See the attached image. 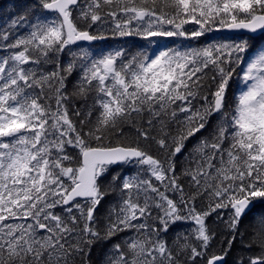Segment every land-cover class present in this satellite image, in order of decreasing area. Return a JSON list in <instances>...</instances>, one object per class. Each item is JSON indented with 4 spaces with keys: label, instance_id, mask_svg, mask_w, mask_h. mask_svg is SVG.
<instances>
[{
    "label": "snow or ice",
    "instance_id": "snow-or-ice-1",
    "mask_svg": "<svg viewBox=\"0 0 264 264\" xmlns=\"http://www.w3.org/2000/svg\"><path fill=\"white\" fill-rule=\"evenodd\" d=\"M78 3L79 0H43L42 8L55 15L38 19L27 36L17 37L7 45L20 50L0 58V264H69V257L84 251L80 242L72 244L68 240L78 226L73 209L79 210L84 221L80 229L82 242L90 244L100 239L90 225L95 206L103 197L99 182L114 164L147 166L142 170L159 181L165 191L154 186L151 178L123 179L125 198L120 214L107 226L106 235L135 228L143 238L130 240L123 251L117 245L118 255L110 264H178L176 255L185 251L192 260L203 256L210 240L204 217L216 208L230 206L234 210V227L252 199H264V49H258L248 62L242 76L245 88L238 94L230 116L223 111L225 94L235 67L243 59L246 42L209 44L186 51L163 50L152 57L140 53L128 59L122 49L99 57L85 52L82 85L77 94L92 93L93 107H98L99 113L91 122L89 110L78 128L65 105L63 77L59 72L37 76L33 67L77 41L103 38L77 27L73 10ZM105 7L114 20L120 17L114 26L120 36L200 37L213 27L253 33L264 30V0H90L78 18L90 27L101 21L100 12ZM189 22L199 25V29H184ZM0 39L7 40V36ZM71 70L70 64L66 71ZM205 70L215 73L211 77L215 83L212 100L204 96L205 106L193 109L191 100L207 75ZM176 109L188 115L179 138H173L169 157L181 151L182 139L204 128L211 114L221 113L226 123L218 127L211 142L202 144L199 151H208L188 173L197 192L203 188L216 201L214 206L209 205V211L201 214L193 207L183 217L198 225L196 239L201 241V250L185 242L174 255L166 242L158 236L154 238L157 229L146 223L151 207L163 212L159 217L161 230H167L169 221L182 219L177 204L166 195L169 190L183 192L176 183L171 160L165 167L138 144L113 142L110 135L120 131L134 115L147 113L151 127L152 118L175 117ZM140 136L149 138L144 131ZM156 143L161 149L169 148L166 138ZM68 147L78 150L75 156L68 153ZM78 198L88 205L86 210ZM180 202L187 206L183 195ZM57 207H63L67 219L52 211ZM141 217L145 222L132 224ZM258 229L256 235L264 251V218ZM221 259L212 256L207 264ZM250 264H264V256L252 259Z\"/></svg>",
    "mask_w": 264,
    "mask_h": 264
},
{
    "label": "trees",
    "instance_id": "trees-1",
    "mask_svg": "<svg viewBox=\"0 0 264 264\" xmlns=\"http://www.w3.org/2000/svg\"><path fill=\"white\" fill-rule=\"evenodd\" d=\"M90 0H81L80 5L73 10V20L77 27L81 30L90 31L92 35L103 36L107 39V44L90 46H77L69 50L56 53L51 56L47 62H42L39 65H34L37 76L41 73L48 74L51 72H59L63 77L62 91L66 95L67 100L65 105L68 108L69 118L80 127V121L85 117V114L91 110L89 120L94 122L99 108L93 107L92 93H87L84 96L78 95V90L82 85L81 77L83 74V64L86 58L83 53H87L90 57H99L102 53L106 54L115 50L122 49L124 58L128 59L140 53H146L149 57L161 51L162 47L165 50L186 51L189 49H199L208 46L209 44H239L246 42L247 47L242 61L235 67L232 77L229 80L228 88L225 94V107L223 111L227 115L232 114L235 108L238 94L244 89L245 84L242 76L244 68L249 61L251 54L258 49L264 48V36L258 38L249 37H230L222 34V28L213 27L211 31H206L200 37L189 36H174V37H156L145 39L140 35L120 36L115 33V22L120 20L118 16L115 20L108 15V8L105 7L101 12V21L88 26V23L78 18V13L81 9L86 10ZM43 0H0V37L7 36V40L0 39V58L9 56L14 51L20 49H11L7 45L14 42L17 37H25L32 30V25L39 19L51 17L44 13L42 8ZM165 27H171L166 25ZM184 29L191 32L198 30L199 25L194 22L185 24ZM160 49V50H159ZM159 50V51H157ZM72 65L70 72L66 71L69 65ZM27 67V65L25 66ZM207 75L204 76L201 86L197 89L198 94L191 100L193 109H202L205 106L204 96H207L208 101L212 100V92L215 90V83L211 79L214 72L205 70ZM195 87V85H193ZM179 104V101H177ZM175 108V105L172 106ZM171 111V109L169 110ZM79 112V115L76 113ZM187 113L180 112L176 109V116L161 115L159 118H152L151 127L147 121L150 118L147 113L141 117H134L124 123L121 130L110 135V140L116 142L120 140L123 143H131L133 146L138 144L141 149L148 152L154 158L161 160L165 167L168 166L169 159L174 166L176 183L180 185L183 192L167 191L166 195L172 199L180 209L182 219L169 221L167 230H161L162 224L159 219L163 215L161 209L151 207V216L146 219V223L150 228H156L157 233L153 234L154 238L166 242L167 246L174 250V255L177 254L180 245L187 242L195 246L197 251L201 250V241L196 239V229L198 225L194 220L183 217L188 216L190 208L195 209L197 213L209 211V205L215 204V199L210 197L209 191L203 188L197 192V185L192 182L191 176L188 174L197 167V162L201 160L202 155L207 153V149L202 153L199 151L202 144L211 142L218 127L222 123H226L221 117V113H213L207 118L204 128L196 132L194 135L187 136L182 139L181 151L174 156L169 157V152L173 146V138H179L180 132L185 127V117ZM162 121V123H161ZM87 131V126H85ZM148 133V139L145 140L140 136V132ZM125 139H121V137ZM166 138L169 145L167 150L161 149L156 143L160 138ZM228 141H225L227 147ZM70 155L75 156L78 150L71 147L67 148ZM146 166H137L135 164H125L119 167H111L108 172L101 178L99 182L103 197L99 204L95 206L93 213V222L95 230L100 234V239H94L90 244L83 243V233L80 229L83 228L84 221L79 215V210L73 209L72 214L77 216L78 226L72 236L68 237L69 243L75 244L80 242V246L84 251L79 255L69 257V264H110L117 255L116 246H120V250H126L130 240L137 237L143 238L141 232L135 228H124L122 231H117L114 235H106L107 226L113 223L120 214V209L124 200V191L122 190V181L125 177L139 176L140 179L151 178L152 183L156 187H160L163 192L165 189L156 181L154 177L146 169ZM115 177V179H113ZM203 184L204 182L201 181ZM148 195H153L149 193ZM187 201V206L182 204L181 196ZM191 197H194L190 199ZM254 203L253 210L240 221L236 219L235 226H231L234 216V211L229 207L216 208L209 215L204 217V223L207 233L210 236L207 249L203 256L196 257L194 260L189 259L188 252L185 251L176 255L178 264H207V260L212 256H225V264H250V261L256 257L264 256V251L260 247L261 238L256 235L258 225L264 218V199H252ZM143 203V197L140 201ZM87 209L88 205L81 202ZM55 214L67 219L68 214L63 210V207L52 209ZM20 223H25L20 220ZM145 222V218L132 221V224Z\"/></svg>",
    "mask_w": 264,
    "mask_h": 264
},
{
    "label": "water",
    "instance_id": "water-1",
    "mask_svg": "<svg viewBox=\"0 0 264 264\" xmlns=\"http://www.w3.org/2000/svg\"><path fill=\"white\" fill-rule=\"evenodd\" d=\"M76 7V6H74ZM47 13H50V14H53L52 12H49L48 10H46ZM223 32L227 35H249V36H252V37H256V36H259L261 34L264 33V30H257L255 33L253 32H250L248 30H244V29H240V30H230V29H224ZM102 40H93V41H77L75 44L73 45H70L68 46L69 47H72V46H76V45H79V44H88V45H95L97 44L98 42H100ZM121 164H114L112 166H119ZM78 200H80V198H78ZM82 201V200H80ZM253 203L250 202L247 207L243 210V212L241 213L239 219H241L242 217H244L245 215H247L252 209H253ZM218 256V255H217ZM219 257H222L221 260L217 261L216 264H225V258L223 256H219Z\"/></svg>",
    "mask_w": 264,
    "mask_h": 264
},
{
    "label": "rangeland",
    "instance_id": "rangeland-1",
    "mask_svg": "<svg viewBox=\"0 0 264 264\" xmlns=\"http://www.w3.org/2000/svg\"><path fill=\"white\" fill-rule=\"evenodd\" d=\"M147 167V166H146Z\"/></svg>",
    "mask_w": 264,
    "mask_h": 264
}]
</instances>
